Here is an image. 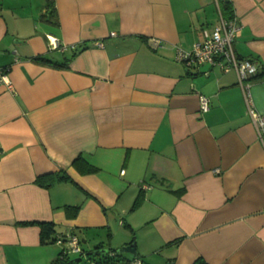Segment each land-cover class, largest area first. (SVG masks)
I'll return each instance as SVG.
<instances>
[{
	"label": "crops",
	"instance_id": "0c3cea01",
	"mask_svg": "<svg viewBox=\"0 0 264 264\" xmlns=\"http://www.w3.org/2000/svg\"><path fill=\"white\" fill-rule=\"evenodd\" d=\"M223 5L0 0V264H53L69 234L83 253L134 242L128 264H264V140L237 73L176 59L232 14L264 115V0Z\"/></svg>",
	"mask_w": 264,
	"mask_h": 264
},
{
	"label": "built area",
	"instance_id": "2783aa9c",
	"mask_svg": "<svg viewBox=\"0 0 264 264\" xmlns=\"http://www.w3.org/2000/svg\"><path fill=\"white\" fill-rule=\"evenodd\" d=\"M239 28L240 25L234 16L227 18L220 15L216 24L209 30H204L202 41L195 43L190 50L177 48L176 59L187 64L200 65L207 63L212 66L217 65L222 70H235L252 122L259 138L264 140V115L254 109L249 85V78L257 74L259 66L252 58L240 57L236 54L233 41ZM0 83L6 84L9 88L12 86L8 77V70L5 68H0ZM209 105V98L200 94V111L208 110ZM57 241L63 245L62 252L64 254L80 252L78 239L75 235L59 236ZM132 264H141V262L135 259Z\"/></svg>",
	"mask_w": 264,
	"mask_h": 264
},
{
	"label": "trees",
	"instance_id": "16d2710c",
	"mask_svg": "<svg viewBox=\"0 0 264 264\" xmlns=\"http://www.w3.org/2000/svg\"><path fill=\"white\" fill-rule=\"evenodd\" d=\"M223 5V8H229L228 0H221V5ZM48 6L51 5L50 3L47 4ZM52 7V6H50ZM53 12L51 10L48 15H50ZM43 15H46V13H43ZM225 17L229 18L232 17V14H226ZM250 58V57H248ZM33 60L43 62V63H51L54 65H64L65 62H59L56 60H53L47 56L44 55H38L32 57ZM67 177L65 174L57 172V173H45L37 175L35 178V181L39 185H48L51 182L57 180V179H63ZM25 223H33V222H25ZM41 225V238L43 241H46V236H49L50 233V225L47 222H38ZM55 237L51 240H54ZM100 247H96L95 249H98ZM109 249L108 253L104 254H93L91 253V250L83 253L80 252L79 256L76 258H70L68 254H64L62 250L59 252L56 260L53 262V264H128L129 260L124 257V252H118L116 249ZM192 264H209L206 262L203 258L198 257L194 260Z\"/></svg>",
	"mask_w": 264,
	"mask_h": 264
},
{
	"label": "water",
	"instance_id": "95a60500",
	"mask_svg": "<svg viewBox=\"0 0 264 264\" xmlns=\"http://www.w3.org/2000/svg\"><path fill=\"white\" fill-rule=\"evenodd\" d=\"M116 250L118 252L131 253L135 257L137 256V251H136L134 242H131L129 244L121 246L120 248H118ZM108 252H109L108 248H98V249L91 250V253H93V254H104V253H108Z\"/></svg>",
	"mask_w": 264,
	"mask_h": 264
},
{
	"label": "rangeland",
	"instance_id": "374dc122",
	"mask_svg": "<svg viewBox=\"0 0 264 264\" xmlns=\"http://www.w3.org/2000/svg\"><path fill=\"white\" fill-rule=\"evenodd\" d=\"M68 255L70 258H76L79 256V252H70Z\"/></svg>",
	"mask_w": 264,
	"mask_h": 264
}]
</instances>
